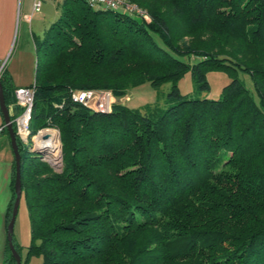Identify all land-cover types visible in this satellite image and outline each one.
<instances>
[{
    "label": "trees",
    "instance_id": "1",
    "mask_svg": "<svg viewBox=\"0 0 264 264\" xmlns=\"http://www.w3.org/2000/svg\"><path fill=\"white\" fill-rule=\"evenodd\" d=\"M130 1L147 17L62 0L35 39L31 123L59 130L62 163L55 170L17 138L26 261L264 264V0ZM188 71L199 91L208 71L232 79L216 99L188 98L177 87ZM144 82L171 83L167 107L118 101L100 112L70 98L107 89L119 99ZM0 83L10 108L5 68ZM1 264H15L7 241Z\"/></svg>",
    "mask_w": 264,
    "mask_h": 264
},
{
    "label": "rangeland",
    "instance_id": "2",
    "mask_svg": "<svg viewBox=\"0 0 264 264\" xmlns=\"http://www.w3.org/2000/svg\"><path fill=\"white\" fill-rule=\"evenodd\" d=\"M61 3H62V0L43 1L40 10L32 14L33 19L30 25L33 28L34 27L33 25L36 21H37L36 23L39 24V29H40V35L38 37L39 39H42L47 29L49 28V26L53 22L58 20L60 11H61V8H60ZM13 46L14 44L11 46L10 52L13 49ZM185 60H187V58H185ZM7 61L8 59H6L3 62L5 68L8 66ZM36 61H37V53L35 57V64H36ZM236 77L243 83V85L251 93L254 99L257 100V95H256V92L253 86V81L250 75L244 71L238 70ZM231 79H232V76H229L225 72L208 71L206 73V80L208 82L209 87L208 89L199 91L191 77V73L188 71L178 80L177 87L180 93L182 95L187 96L188 98L198 97V98L216 99L220 96L223 86L227 84L228 82H230ZM170 89H171L170 82L163 83L158 88L152 87L149 82H144L138 86L130 88L127 94L119 99H116L117 100L116 102L119 101L120 103L125 104L126 106L130 108L141 109V108H144L146 105H152V106L156 105L160 108H165L168 105V103L166 102V97ZM12 107H13L12 115L14 117V115L18 112V109L13 104V106L10 107V114H11ZM38 127H39L38 124L33 123V122L30 123L31 133L32 134L36 133L38 130ZM31 155L33 157L35 156L39 157L37 153H32ZM53 168L55 170L60 169L59 166L58 168L56 167H53ZM30 233L31 232H30V221H29L28 210H27L24 198L21 197L19 205H18L17 214L15 217L14 227H13V240L17 244L18 249H19L18 253L21 259L20 264H43L41 255H30L26 261L27 248L31 243Z\"/></svg>",
    "mask_w": 264,
    "mask_h": 264
},
{
    "label": "crops",
    "instance_id": "3",
    "mask_svg": "<svg viewBox=\"0 0 264 264\" xmlns=\"http://www.w3.org/2000/svg\"><path fill=\"white\" fill-rule=\"evenodd\" d=\"M32 3L33 0H0V65L5 68L3 62L8 59L5 69L15 87L29 86L34 81L35 39L39 37L40 29L37 21L34 29L30 25L35 13ZM2 125L0 113V264L6 245L5 213L11 197L13 162L9 137L1 129Z\"/></svg>",
    "mask_w": 264,
    "mask_h": 264
},
{
    "label": "built area",
    "instance_id": "4",
    "mask_svg": "<svg viewBox=\"0 0 264 264\" xmlns=\"http://www.w3.org/2000/svg\"><path fill=\"white\" fill-rule=\"evenodd\" d=\"M49 0H33L32 12L40 10L42 2ZM94 9H108L114 12H121L134 17H147L144 9L130 0H83ZM31 16V15H30ZM28 16V18H30ZM15 103L18 112L12 121L17 138L23 146L31 153H37L41 160L49 165L58 168L62 163L60 134L57 128L46 127L37 130L32 134L30 123L32 108L34 104V83L29 86L17 87L14 91ZM70 98L73 102L91 110L105 112L109 111L117 100L110 90L107 89H79L71 92ZM13 107L11 108V115ZM47 129H52L56 133V139L52 147L44 144ZM40 141V142H37Z\"/></svg>",
    "mask_w": 264,
    "mask_h": 264
},
{
    "label": "water",
    "instance_id": "5",
    "mask_svg": "<svg viewBox=\"0 0 264 264\" xmlns=\"http://www.w3.org/2000/svg\"><path fill=\"white\" fill-rule=\"evenodd\" d=\"M2 69H3V64L0 65V73ZM0 113L3 118L4 127L6 128L8 132L10 147L13 153V160L15 163L14 185H13L14 186V201L12 205L11 217H10L9 222L6 225V241H7L9 250L11 252V255L15 259V264H20L21 263L20 255L16 251V248L13 242V227H14L17 210H18V205L21 199V177H20L21 176L20 175L21 156H20L19 147L17 144V136L15 134L14 127L11 121L10 108L5 103L1 83H0Z\"/></svg>",
    "mask_w": 264,
    "mask_h": 264
},
{
    "label": "bare ground",
    "instance_id": "6",
    "mask_svg": "<svg viewBox=\"0 0 264 264\" xmlns=\"http://www.w3.org/2000/svg\"><path fill=\"white\" fill-rule=\"evenodd\" d=\"M45 133H46L45 138H47V139H46V141L44 142V144H47L48 146L52 147L53 144H54L53 141L56 139V133H55V131L52 130V129H47V130L45 131ZM37 142H40V141H37Z\"/></svg>",
    "mask_w": 264,
    "mask_h": 264
}]
</instances>
